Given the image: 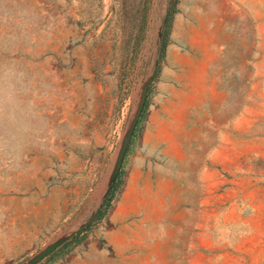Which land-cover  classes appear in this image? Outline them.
Segmentation results:
<instances>
[{
  "label": "rangeland",
  "instance_id": "374dc122",
  "mask_svg": "<svg viewBox=\"0 0 264 264\" xmlns=\"http://www.w3.org/2000/svg\"><path fill=\"white\" fill-rule=\"evenodd\" d=\"M0 264H264V0H0Z\"/></svg>",
  "mask_w": 264,
  "mask_h": 264
},
{
  "label": "water",
  "instance_id": "95a60500",
  "mask_svg": "<svg viewBox=\"0 0 264 264\" xmlns=\"http://www.w3.org/2000/svg\"><path fill=\"white\" fill-rule=\"evenodd\" d=\"M127 141L124 143L123 147L121 148L117 163H116V167H115V173H117L120 170L121 164L123 162V158H124V153L127 147ZM61 245V243H60ZM57 245H52L47 247L46 249H44L39 255H37L34 258V261H38L42 258H44L45 256H47Z\"/></svg>",
  "mask_w": 264,
  "mask_h": 264
},
{
  "label": "trees",
  "instance_id": "16d2710c",
  "mask_svg": "<svg viewBox=\"0 0 264 264\" xmlns=\"http://www.w3.org/2000/svg\"><path fill=\"white\" fill-rule=\"evenodd\" d=\"M143 112V110H142ZM114 185H112L110 187V189L107 191V193L105 194L104 198H103V201H102V205H101V208H100V211H99V214L101 215L102 214V210L108 205V203L110 202L111 198H112V195H113V188ZM83 231V228L78 230L70 240H68L67 242H65L64 244H61V246H65V245H68L71 241H76L77 239V236Z\"/></svg>",
  "mask_w": 264,
  "mask_h": 264
},
{
  "label": "crops",
  "instance_id": "0c3cea01",
  "mask_svg": "<svg viewBox=\"0 0 264 264\" xmlns=\"http://www.w3.org/2000/svg\"><path fill=\"white\" fill-rule=\"evenodd\" d=\"M174 188H175V185L171 186L170 190H168L170 195H177L178 194L179 190L178 189L174 190Z\"/></svg>",
  "mask_w": 264,
  "mask_h": 264
}]
</instances>
